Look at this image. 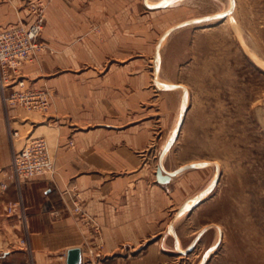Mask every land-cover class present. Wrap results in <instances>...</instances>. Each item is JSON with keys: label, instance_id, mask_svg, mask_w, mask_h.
<instances>
[{"label": "rangeland", "instance_id": "374dc122", "mask_svg": "<svg viewBox=\"0 0 264 264\" xmlns=\"http://www.w3.org/2000/svg\"><path fill=\"white\" fill-rule=\"evenodd\" d=\"M38 1L42 49L27 64L36 71L25 65L23 76L30 86L55 80L51 88L32 87L50 90L47 112L10 106L20 116L17 151L33 135L55 158L51 120L87 130L110 111L115 130H131L143 153V197L156 196L158 210L161 187L149 191L157 166L180 173L163 192L166 232L143 237L135 249L120 246L116 260L156 249L163 264H264V0H170L177 6L152 8L146 0H0V26L32 20ZM156 78L176 88L158 89ZM199 163L205 166L187 168ZM27 182L13 180L19 196ZM193 197L197 203L182 213ZM3 223L0 264H33L17 251L27 240Z\"/></svg>", "mask_w": 264, "mask_h": 264}, {"label": "crops", "instance_id": "0c3cea01", "mask_svg": "<svg viewBox=\"0 0 264 264\" xmlns=\"http://www.w3.org/2000/svg\"><path fill=\"white\" fill-rule=\"evenodd\" d=\"M171 6L177 4L159 7ZM11 24L1 25L0 29ZM46 27L51 28L52 23L48 22ZM47 40L52 43L51 39ZM35 57L24 64L22 73L25 65L29 71H36L35 65H27ZM53 80L39 78L31 86H26H54ZM155 83L158 89H173L162 86L157 78ZM62 105L58 94L53 107L59 112ZM48 116L45 115L44 119ZM19 121L17 109L5 106L0 97V221L12 223L14 232L27 240V246L17 247L19 254L28 256L33 264H65L67 251L78 247L82 252V264H86L89 258L96 264H163L156 249L130 260L113 257L120 246L135 249L142 244L143 237L166 232L163 192L167 184L158 183L155 176L153 183L156 185L149 190L154 193L158 190L155 186L161 187L158 210L156 196L143 197V153L135 146L131 130H115L116 121L110 111L102 118L99 115L92 118V123L97 126L87 130L73 131L60 117L51 120L53 124L47 126L55 132V174L28 181L21 187L19 196L9 174L12 157L17 151L10 132ZM175 174L168 184L178 183L176 179L180 173ZM67 185L80 200L82 210L99 224L100 237L92 234L88 226L73 214L69 196L64 192ZM20 226H23V233ZM89 251H93L92 256L87 253Z\"/></svg>", "mask_w": 264, "mask_h": 264}, {"label": "built area", "instance_id": "2783aa9c", "mask_svg": "<svg viewBox=\"0 0 264 264\" xmlns=\"http://www.w3.org/2000/svg\"><path fill=\"white\" fill-rule=\"evenodd\" d=\"M32 7L35 15L30 23L21 22L0 29V97L6 106L47 112L51 104L50 90L26 86L22 73L23 65L42 49L40 37L45 26L42 3L38 1ZM18 136V131L12 129L10 138L13 140ZM9 169L12 179L20 184L39 176L54 175L55 158L43 137L29 138L14 153ZM64 192L69 196L73 214L88 226L92 234L100 237L99 224L82 210L81 202L72 194V189L67 185ZM88 254L93 255V251Z\"/></svg>", "mask_w": 264, "mask_h": 264}, {"label": "water", "instance_id": "95a60500", "mask_svg": "<svg viewBox=\"0 0 264 264\" xmlns=\"http://www.w3.org/2000/svg\"><path fill=\"white\" fill-rule=\"evenodd\" d=\"M154 7H157V6H154ZM219 16H217V17H219ZM221 16H224V15H221ZM210 19H212V17H202L201 19L186 21V22H183V23L179 24L177 27H175V29L180 28V27L185 26V25H189V24H194V23H199V22H203V21H208ZM171 87L173 89L176 88V86H171ZM184 112H185V108H184L183 113L181 115V120L184 117L183 116ZM172 141H173V139H170V141L166 144V146L164 147L163 153L171 146ZM161 157H163V156H161ZM160 163L157 166L156 172H155L156 181L158 183H160V184H168L170 181L173 180V175L176 172L175 173H165L164 170H163V167L161 166ZM204 165H205V163L192 164V165H189L187 168L200 167V166H204ZM183 169H186V168H183ZM180 210H182V207H181ZM65 264H82V252H81V249L78 248V247L69 249L67 251V253H66V262H65Z\"/></svg>", "mask_w": 264, "mask_h": 264}, {"label": "bare ground", "instance_id": "6f19581e", "mask_svg": "<svg viewBox=\"0 0 264 264\" xmlns=\"http://www.w3.org/2000/svg\"><path fill=\"white\" fill-rule=\"evenodd\" d=\"M170 0H156V1H153V0H147V3H148V6H150V7H154V6H157V7H159V6H162V5H165L166 6V4L169 2ZM173 1H176V0H173ZM173 1H170V2H173ZM178 2H180V0H177ZM168 3V5H172L171 3ZM230 2V1H229ZM218 15H222L221 13L220 14H218ZM230 16V15H229ZM229 16H227L226 18H228ZM214 17H216V16H212V19H214ZM201 19V18H200ZM197 20V19H196ZM227 20V19H226ZM190 21V20H189ZM186 22V21H185ZM178 26V25H177ZM176 26V27H177ZM175 29V28H174ZM164 38L165 37H163V39H162V41L164 40ZM159 81V80H158ZM159 83L160 84H162V86H164V87H171V86H173V84L171 85L170 83H167V82H161V81H159ZM178 120V119H177ZM177 120H176V122H175V125H174V127H173V134L175 133V131L177 130V126H178V122H177ZM44 126V125H43ZM43 126H40V128H42ZM39 129V128H38ZM30 138H33V135L30 137ZM169 142V141H168ZM167 142V143H168ZM165 147V146H164ZM164 147H163V149H164ZM167 151V150H166ZM165 153V152H164ZM166 154V153H165ZM197 203V198L196 197H193V198H191V200L189 201L188 200V203L186 204V208H183V210L181 211L182 213H185V212H187L193 205H195ZM181 213V214H182Z\"/></svg>", "mask_w": 264, "mask_h": 264}]
</instances>
